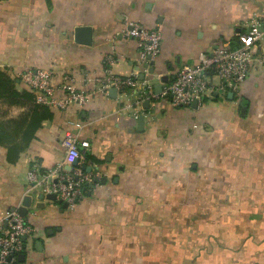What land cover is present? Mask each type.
<instances>
[{
    "label": "crops",
    "instance_id": "obj_1",
    "mask_svg": "<svg viewBox=\"0 0 264 264\" xmlns=\"http://www.w3.org/2000/svg\"><path fill=\"white\" fill-rule=\"evenodd\" d=\"M241 3L238 0H0V69L18 78L20 87L25 85L20 79L25 68L47 69L51 72L54 96L61 98L66 93L62 91L65 83L72 80L76 89L85 88L86 77L104 75L107 69L120 76L137 74L140 81L152 84L155 91L157 85L169 83L182 65L196 64L200 53H210L226 41L232 46L233 37L249 14L257 8L264 11V4L255 7L251 1L244 6ZM131 22L160 31V51L153 61L152 73L150 64L139 63L137 39L125 32ZM77 26L91 27L90 44L75 40ZM261 53L264 55V44ZM108 56L114 59L113 63L104 62ZM68 76L70 80L65 78ZM212 79L214 84L219 81L217 77ZM240 86V96L248 106L241 110L245 115L235 119L234 127L243 121L252 128L258 125L261 131L260 135L253 130L239 134L244 137L239 148L244 167L238 170L261 173L264 172V68H253ZM136 93L134 89L117 91L116 95L92 92L84 103L72 100L65 108L54 110L53 118L41 123L15 163L6 161V149L0 146V216L7 209L21 206L29 195L26 173L32 162L51 168L64 160L61 141L66 131L88 140V153L101 160L99 163L78 161L84 169L91 167L99 180L92 186L91 194L73 207L63 209L55 201L43 200L36 202H43V207L28 209L30 216L26 220L42 239L35 236L33 247L25 254V262L17 264H71L69 259L77 257L79 251L82 234L78 233L86 226L82 223L87 221L84 216L88 219L95 216L99 208L98 215H103L104 203L113 201L116 204L113 215L118 214L119 224H124L129 211L137 210L138 202L125 191L131 185L138 186V182L134 184L130 180L135 174H141L138 171L151 172L159 162L160 156L150 151L152 146L169 141L178 133H189L194 122H203L202 118L208 122L214 111L213 119L221 114L222 108L229 114V109L234 111L239 101L233 99L235 95L228 98L227 93V104L223 105L222 95L214 88L211 96L197 108L177 107L167 99L155 98L144 109L135 103ZM24 109L20 106L15 113ZM141 114L144 125L140 131L137 117ZM191 167L197 168V165ZM248 183L254 186L251 181ZM263 185L261 182L259 186ZM233 201L243 203L242 198H233ZM125 204L132 210L122 206ZM240 205L225 214H211V223L205 221L198 225L205 215L191 219L199 226L185 231L195 232L196 245L189 246L198 248L201 259L197 258L195 264H264V243L259 242V232L249 228L252 217L260 213L251 214L254 210L241 209ZM94 221L93 226H99L101 220ZM48 230L52 233L48 234ZM130 231L133 233V228ZM122 234L129 232L119 227V236ZM37 240L42 242L41 250L35 247ZM48 254L50 258L40 259Z\"/></svg>",
    "mask_w": 264,
    "mask_h": 264
},
{
    "label": "rangeland",
    "instance_id": "obj_2",
    "mask_svg": "<svg viewBox=\"0 0 264 264\" xmlns=\"http://www.w3.org/2000/svg\"><path fill=\"white\" fill-rule=\"evenodd\" d=\"M238 1L242 2L243 6L249 1L255 7L263 5L259 0ZM256 12H261L260 8L253 10L249 16ZM17 88L22 89L19 85ZM239 98L242 97L233 98L239 101H236L234 111L229 109V114L226 108H222L221 114L213 119L215 111L214 115L211 111L208 122L202 118L203 122L200 121L202 124L194 122L189 133L184 131L173 136L171 134L169 141L158 142L152 146L150 151L160 156L159 162L151 172L138 171L141 174L137 173L130 179L134 184L138 182V186L135 188L131 185L125 191L126 194L133 196L132 200L138 202L137 210L129 211L128 221L124 224L122 222L119 224L118 214L113 215L116 212V209H112L116 208L113 201L110 204L104 203L101 211L103 215H98L99 208L95 216L89 219L84 216L83 219L87 221L82 222L86 226L78 233L82 234L79 251L77 257L71 256L69 262L71 264H195L197 258H200L198 248L194 246L195 232L185 231L195 229L205 221L211 223L213 214H225L236 208L240 203L235 204L233 198H242L241 209L245 207L251 212L254 210L251 214L260 213V216H251L253 224L249 228L259 232V242L263 244L264 185H259L261 182L264 184V172L248 173L238 170L244 167L243 157L239 153L244 137H240L239 134L253 130L260 135L261 129L258 125L252 128L253 126H248L243 121L234 127L235 119L241 116L242 100ZM220 99L225 101L223 105L227 104V96L224 95ZM18 108L20 105L0 104V121L8 122L26 110L24 107L23 111L15 113ZM202 113L203 111L197 113V117ZM258 143H256L257 147ZM234 145H237L236 149ZM205 147L207 148L204 149ZM202 153L205 154L203 160L200 159ZM192 164H196L197 168H192ZM262 165L264 166V161ZM257 182L260 183L257 185ZM31 194L33 198L31 208L36 209L37 193L31 191ZM40 199L42 201L44 197L40 196ZM59 206L63 208L61 204ZM29 214L30 212L24 216L25 219L29 218ZM202 215L206 217L198 225L191 220L201 218ZM97 219L101 222L95 227L93 223L96 224L94 220ZM91 220L92 223H87ZM119 227L129 234L119 236ZM130 228H133V233ZM83 230L86 231L82 233ZM181 230L184 232L181 233ZM37 233L38 231L35 230L34 235L41 238ZM190 244L194 245L190 248ZM27 247L28 249L33 247L32 239L27 241ZM50 257L51 254H48L40 259Z\"/></svg>",
    "mask_w": 264,
    "mask_h": 264
},
{
    "label": "built area",
    "instance_id": "obj_3",
    "mask_svg": "<svg viewBox=\"0 0 264 264\" xmlns=\"http://www.w3.org/2000/svg\"><path fill=\"white\" fill-rule=\"evenodd\" d=\"M264 4V0H259ZM131 27V28H129ZM128 36L135 37L138 44L139 63L146 64L154 61L160 51L161 34L158 29H145L136 22L125 27ZM239 45L232 47L230 41L224 42L210 53L199 54L196 64H184L175 73L173 79L161 86L155 92L153 85L140 81L137 74L120 76L107 69L104 75H91L85 79V88L76 89L70 77V83H65L61 97H55L51 84V72L44 68H25L21 74L22 82L34 92L38 103H45L54 109L65 108L72 100L84 103L87 95L92 92L108 94L111 88L118 92L135 90L136 100L140 107L143 102H151L155 98H164L173 106H191L194 101L202 104L207 96H211L213 89L222 96L228 92L239 97L241 95V82L249 75L253 68H264V11L249 16L241 30L237 33ZM259 52V54H258ZM114 59L108 56L106 64L113 63ZM213 77L219 79L214 84ZM136 116V115H135ZM61 144L64 149V160L51 168H42L37 161L29 166L26 178L28 194L31 191L40 196L54 194L56 201L67 202L68 207L75 205L78 199L84 196L87 190L98 183V174L86 171L82 167L86 152L90 149L88 140L79 139L77 135L66 131ZM76 162V164H74ZM66 166H70L69 169ZM42 200V201H43ZM35 229L17 209H7L0 216V264H14L18 262L20 254H26L30 249L27 241L35 238Z\"/></svg>",
    "mask_w": 264,
    "mask_h": 264
},
{
    "label": "trees",
    "instance_id": "obj_4",
    "mask_svg": "<svg viewBox=\"0 0 264 264\" xmlns=\"http://www.w3.org/2000/svg\"><path fill=\"white\" fill-rule=\"evenodd\" d=\"M233 38L235 41L232 47H237L239 45L237 35ZM17 79L11 77L5 69H0V102L7 105H20L26 108L18 117H14L8 122L0 121V146L6 149V161L8 163H15L17 161L19 153L28 145L35 131L41 126V123L45 120H51L56 111V109L45 103H38L34 92L26 85L22 89H18ZM214 98L217 99V97ZM235 98L237 97L235 96ZM239 99L242 100L240 111L247 109L248 102L243 97ZM206 100L207 98L205 97L203 102ZM240 113L242 116L245 115V112ZM87 161L99 163L101 160L86 152L84 162L86 163ZM90 194L91 189L87 190L83 197ZM55 202L59 204L57 201Z\"/></svg>",
    "mask_w": 264,
    "mask_h": 264
},
{
    "label": "water",
    "instance_id": "obj_5",
    "mask_svg": "<svg viewBox=\"0 0 264 264\" xmlns=\"http://www.w3.org/2000/svg\"><path fill=\"white\" fill-rule=\"evenodd\" d=\"M129 28H131V27H129ZM91 34H92V30H91L90 26H77L74 29V38L79 43L90 44L91 43ZM148 64H150L149 72L152 73L154 71L153 61H150ZM148 64H145V66H147ZM162 79L165 80L166 78L163 77ZM160 90H161V86L157 85L155 91L159 92ZM111 93H114V95H116L117 90L115 88H111L109 90V94H111ZM227 96H228V98L231 99V97L233 96L232 92H228ZM142 106L144 109L149 108V101L143 102ZM191 106H192V108H197L198 104L196 101H194ZM143 125H144V115L141 114L137 117V129L140 131L143 130ZM74 164H76V162ZM66 168L69 169L70 166H66ZM85 170L91 171V167H89V166L85 167ZM102 181H105V179L103 178ZM45 199L49 200V201H53V202L56 201L54 194H47L45 196ZM57 202H59L63 208H68L67 202H62L60 200H57ZM31 203H32L31 197L29 195H26L22 201L21 206H19L17 208H15V207L11 208V210L17 209L22 216H25L28 212V209L31 207ZM36 207H39V208L43 207V202H38L36 204ZM50 233H52V230H48V234H50ZM41 245H42V242L40 240H37L35 242V247L39 250H41V248H42ZM24 259H25V255L20 254L18 261L22 262V261H24Z\"/></svg>",
    "mask_w": 264,
    "mask_h": 264
}]
</instances>
